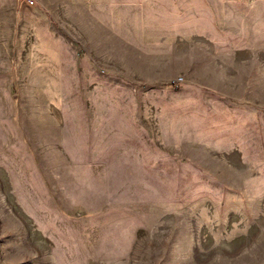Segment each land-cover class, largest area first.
Wrapping results in <instances>:
<instances>
[{"label":"rangeland","instance_id":"1","mask_svg":"<svg viewBox=\"0 0 264 264\" xmlns=\"http://www.w3.org/2000/svg\"><path fill=\"white\" fill-rule=\"evenodd\" d=\"M0 264H264V0H0Z\"/></svg>","mask_w":264,"mask_h":264},{"label":"built area","instance_id":"2","mask_svg":"<svg viewBox=\"0 0 264 264\" xmlns=\"http://www.w3.org/2000/svg\"><path fill=\"white\" fill-rule=\"evenodd\" d=\"M24 1L27 2V3H29V4L32 3V0H24ZM179 81H180V79H179Z\"/></svg>","mask_w":264,"mask_h":264}]
</instances>
